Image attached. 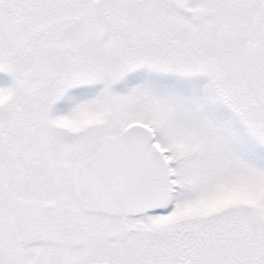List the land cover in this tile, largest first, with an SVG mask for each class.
<instances>
[{
    "label": "snow or ice",
    "instance_id": "obj_1",
    "mask_svg": "<svg viewBox=\"0 0 264 264\" xmlns=\"http://www.w3.org/2000/svg\"><path fill=\"white\" fill-rule=\"evenodd\" d=\"M0 264H264V0H0Z\"/></svg>",
    "mask_w": 264,
    "mask_h": 264
}]
</instances>
